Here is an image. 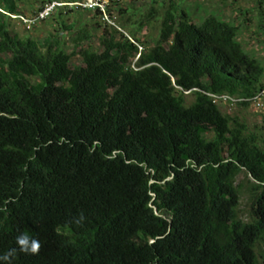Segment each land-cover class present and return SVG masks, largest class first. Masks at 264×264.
I'll list each match as a JSON object with an SVG mask.
<instances>
[{"label": "trees", "instance_id": "obj_1", "mask_svg": "<svg viewBox=\"0 0 264 264\" xmlns=\"http://www.w3.org/2000/svg\"><path fill=\"white\" fill-rule=\"evenodd\" d=\"M22 1L0 0V264H264V116L208 96L264 89L240 41L264 45V0L59 6L40 37L13 28Z\"/></svg>", "mask_w": 264, "mask_h": 264}, {"label": "rangeland", "instance_id": "obj_2", "mask_svg": "<svg viewBox=\"0 0 264 264\" xmlns=\"http://www.w3.org/2000/svg\"><path fill=\"white\" fill-rule=\"evenodd\" d=\"M63 1H67V0H63ZM102 1L105 2L106 0H102ZM133 2L135 3L134 4L135 8H138V7H141V5L145 4L147 0H121L120 1L122 6L130 5ZM221 2H224L223 7L221 9V13H222L221 15L223 18H228V17L231 18L233 16L232 14L233 7L240 6V5L242 6L248 3L247 0H185L183 4V8H185L189 12L190 16L194 20H196L198 19L199 16H203V11L200 9H197V7L195 6L196 4H200L206 10H214L217 6L221 4ZM40 4L41 3L39 0H24L22 2H18V7L20 8L24 16L30 17L33 14V11L36 10L40 6ZM65 20L66 22L70 23L72 21V17H68V18L66 17ZM122 20L123 19L121 18H117L116 22L120 23ZM12 25H13V28L20 35L26 34V32L23 31L25 27L22 24H18L15 21L12 23ZM250 26L251 27H249V29H246L245 32L241 35L240 41L246 50H251V52H254L256 56L264 64V50H260L264 47V45L262 43L259 44L258 41L254 39L252 32L254 31L255 27H254V24H250ZM32 28L33 27H31L28 30H29V34L33 37H40L44 35L46 29H51L43 24H38L36 27H34V29ZM140 36L142 37L143 41H146L147 43H149V45H151L150 39L156 38L157 36L156 27L154 28V25H151L149 27L144 28ZM63 37L66 38L67 34H64ZM258 39L260 40V38ZM73 62L77 64L78 58L74 57ZM191 101H192V97L190 95H187L185 98L186 105H188ZM219 109L223 113L239 117L246 123L249 129H253L254 126H260L261 118L262 116H264V108L261 110H257V109H254L252 106H248V107L233 106L230 108L226 105H220ZM242 178L243 176H239L238 181L242 180ZM248 211H249V205L247 204L246 199L243 197L241 199V206H240V216L243 220H246L248 218Z\"/></svg>", "mask_w": 264, "mask_h": 264}, {"label": "built area", "instance_id": "obj_3", "mask_svg": "<svg viewBox=\"0 0 264 264\" xmlns=\"http://www.w3.org/2000/svg\"><path fill=\"white\" fill-rule=\"evenodd\" d=\"M108 1V0H106ZM101 0L99 2L98 0H77L75 2H70V3H63V2H57V1H52V2H44L39 9L32 14L30 17L26 16H18L19 20L21 21L22 25L26 29H30L33 25L36 23L46 19L53 9L55 7H82V8H94L95 6H98L100 9H103L104 3ZM208 96L211 98L213 103L220 104V105H226L228 107H233L235 106L236 103L241 102V100H237L235 98H232L227 95H213V94H208ZM250 106H252L254 109L261 110L264 108V89L260 90L251 100H250Z\"/></svg>", "mask_w": 264, "mask_h": 264}]
</instances>
